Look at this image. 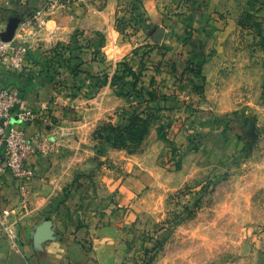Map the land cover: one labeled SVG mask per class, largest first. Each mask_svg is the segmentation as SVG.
I'll return each instance as SVG.
<instances>
[{"label": "rangeland", "instance_id": "1", "mask_svg": "<svg viewBox=\"0 0 264 264\" xmlns=\"http://www.w3.org/2000/svg\"><path fill=\"white\" fill-rule=\"evenodd\" d=\"M7 5L0 35L29 47L33 13ZM53 8L33 58L66 115L37 138L79 223L98 203L104 264H264V0Z\"/></svg>", "mask_w": 264, "mask_h": 264}, {"label": "crops", "instance_id": "2", "mask_svg": "<svg viewBox=\"0 0 264 264\" xmlns=\"http://www.w3.org/2000/svg\"><path fill=\"white\" fill-rule=\"evenodd\" d=\"M49 3L50 0H0V6L8 4L6 7L13 8L25 17L41 9L46 19L43 25L40 23L38 25L35 21L27 25L33 30L34 37L33 44L29 45L30 58L27 57L24 68L13 71L5 63L0 62V82L17 88L20 96L29 103V107L41 114V117L31 122L27 129L28 135H35L36 139L39 132L49 134L51 138L50 126H53L51 122L53 117L57 116L59 120L60 116L66 115L62 108L66 103L55 101L57 98L54 96L56 93L54 89L41 76L36 75L39 65L33 58L43 54L45 50L47 55L50 52L48 46L52 44V41L45 38V41L49 42L44 44L39 42L43 37L39 40L35 36L39 34L38 27L50 23L49 16L54 6L49 7ZM145 3L148 8L152 7L151 1ZM84 13H86L84 16L92 17V12ZM51 99L54 101H50ZM57 103L62 106H58ZM63 124H66V118ZM32 162L36 176L30 186L28 208L21 213V220L17 227L13 225V217L7 219L9 228L18 229V239H10L4 230H0V264H104L105 254H99L100 246L97 248V243L102 241L104 236L101 238L99 236L104 233L106 235L109 226L100 223V217L97 219L95 215L98 203L90 206L89 214L83 215L85 220L79 223V212L76 210L80 207L73 206L72 209L66 201V181H64L66 167L61 169L59 158L49 152L40 151L32 157ZM19 195L10 173L0 177V205L8 208L15 207L20 202ZM20 209L21 207H18L14 212ZM70 211L75 219L70 215ZM88 235L92 236L95 243L93 242L87 254L84 251L85 241L82 237ZM118 255L119 253L110 254V257L115 260Z\"/></svg>", "mask_w": 264, "mask_h": 264}, {"label": "built area", "instance_id": "3", "mask_svg": "<svg viewBox=\"0 0 264 264\" xmlns=\"http://www.w3.org/2000/svg\"><path fill=\"white\" fill-rule=\"evenodd\" d=\"M60 1L50 0L49 7L60 4ZM34 21L45 24L43 10L33 11L27 24H33ZM29 50L26 44L7 40L0 35V62L9 69L20 71L24 68ZM38 117L41 114L29 107L17 88L0 82V177L10 173L20 194V202L15 207L0 205V230H4L13 240L18 239L19 232L7 226V219L13 217V225L19 224L21 213L28 208L30 186L36 176L32 157L40 151H47V147L41 146L35 135L29 136L27 133L29 124ZM18 207L21 209L14 212Z\"/></svg>", "mask_w": 264, "mask_h": 264}, {"label": "trees", "instance_id": "4", "mask_svg": "<svg viewBox=\"0 0 264 264\" xmlns=\"http://www.w3.org/2000/svg\"><path fill=\"white\" fill-rule=\"evenodd\" d=\"M24 16V15H23ZM27 19V17H25ZM30 51V50H29ZM29 51H28V56H29ZM48 71H51L50 69H52L51 67V63H48V65L46 66ZM133 68L130 67L131 73H133L132 70ZM196 72H198V69L195 70ZM137 81V80H136ZM136 81L134 82V84H136Z\"/></svg>", "mask_w": 264, "mask_h": 264}, {"label": "water", "instance_id": "5", "mask_svg": "<svg viewBox=\"0 0 264 264\" xmlns=\"http://www.w3.org/2000/svg\"><path fill=\"white\" fill-rule=\"evenodd\" d=\"M2 37L7 39V40L11 39L10 37H7V36H2Z\"/></svg>", "mask_w": 264, "mask_h": 264}]
</instances>
